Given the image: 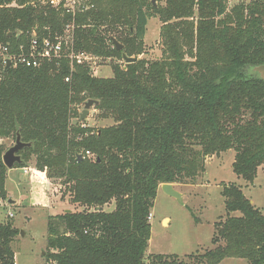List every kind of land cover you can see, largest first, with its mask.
Segmentation results:
<instances>
[{
    "label": "trees",
    "instance_id": "trees-1",
    "mask_svg": "<svg viewBox=\"0 0 264 264\" xmlns=\"http://www.w3.org/2000/svg\"><path fill=\"white\" fill-rule=\"evenodd\" d=\"M51 1L0 0V41L61 36L76 53L123 59V52L136 53L132 44L144 45L152 16L166 23L161 57L116 65L111 77L68 58L3 70L0 141L16 140L20 132L32 142L19 152L24 163L35 157L37 173L60 180L62 197L68 191L78 208L49 217L45 263L221 264L241 258L264 264V213L236 183L222 188L226 213L214 224L213 248L186 257L148 254L149 216L162 184L197 180L207 157L229 150L236 153L234 172L247 183L264 170V79L253 70L264 64V0L231 10L228 0H166L163 7L148 0H82L74 11L68 0ZM91 98L112 124L96 129L74 122L79 104ZM7 150L1 141L4 200ZM8 218L0 222V264H16L12 243L20 230Z\"/></svg>",
    "mask_w": 264,
    "mask_h": 264
},
{
    "label": "rangeland",
    "instance_id": "rangeland-1",
    "mask_svg": "<svg viewBox=\"0 0 264 264\" xmlns=\"http://www.w3.org/2000/svg\"><path fill=\"white\" fill-rule=\"evenodd\" d=\"M251 1L228 0V8L231 10L238 3ZM150 3H154L153 0L147 1V4ZM75 4L77 9L82 6V0H77ZM155 5L163 7L166 0H155ZM95 7L96 5H92L86 9ZM164 23L166 22L162 21L159 14L149 19L145 43L143 46L132 44V49L136 52L132 57L152 59L163 55L160 32ZM143 50L148 51V54L137 53ZM89 65L94 75L111 77L114 75V66L123 68L125 61L119 56H93ZM79 106L81 113L84 103ZM74 122H85L96 129L113 123L110 118L99 116V110L95 109V106L90 109L85 120L80 121L78 118ZM1 141L7 149L15 144V140L10 138ZM235 154L234 150H229L220 155L209 156L203 176L187 184H175L183 193L182 200L166 194L163 190L158 191L150 218L151 238L148 254H177L186 257L213 248L214 224L226 213L224 197L221 195L224 185H241L246 196L264 213V170L262 167L259 169L254 183H247L234 172ZM24 164L27 168L35 169V157L22 165ZM5 177L8 203L3 206L0 201V222L9 220V212L14 213L12 221L20 230V234L12 243L17 264H46L49 217L61 215L67 209L78 208L69 201L68 191L66 196L62 197L65 188L60 180L52 181L37 171L26 174L21 167L9 170ZM164 218L169 219L164 221ZM221 264H247V261L241 258H226Z\"/></svg>",
    "mask_w": 264,
    "mask_h": 264
},
{
    "label": "built area",
    "instance_id": "built-area-1",
    "mask_svg": "<svg viewBox=\"0 0 264 264\" xmlns=\"http://www.w3.org/2000/svg\"><path fill=\"white\" fill-rule=\"evenodd\" d=\"M77 0H68L66 5L75 10ZM52 4L57 5L60 0H52ZM72 10V9H71ZM74 25H67L66 31L72 32ZM64 58H68L71 64H91L93 57L85 53H76L72 48H68L66 41L63 37L59 36L56 39L50 37H40L36 33L31 34L28 43L12 44L11 42L0 41V77L2 72L8 66V61L11 62L10 66H25L30 68H39L44 62L52 60L60 61ZM66 81H70V77L66 78ZM90 154V151H86ZM24 173L30 174L35 169L24 168ZM0 201L3 206L8 203L4 200L0 192ZM8 217H14L13 212H9ZM152 217L150 214L149 218Z\"/></svg>",
    "mask_w": 264,
    "mask_h": 264
},
{
    "label": "water",
    "instance_id": "water-1",
    "mask_svg": "<svg viewBox=\"0 0 264 264\" xmlns=\"http://www.w3.org/2000/svg\"><path fill=\"white\" fill-rule=\"evenodd\" d=\"M154 4H155V0H153ZM21 32H18V34H20ZM9 36H12V33L9 34ZM113 44L116 48L117 51H123L124 49V44L121 43L118 39L113 38L112 39ZM122 58L125 61V63H134L136 61H138V57H132V56H128L125 52L122 53ZM11 62L8 61V67H10ZM255 72L259 73L261 78L264 79V64L258 65L256 67H254L253 69ZM100 103L99 100L97 99H88L85 103H84V108L80 113L79 116V120L83 121L87 118V116L90 113V109L93 106H97ZM33 144L32 142H24L22 140V136L20 134V132L17 133V137L15 140V144L13 146H11L3 155V162L4 164L7 166L8 169H13L16 164H23L24 160L22 158V155L19 153L21 150L31 147ZM79 159H82L83 156L82 154H79ZM162 190L172 196L175 197L179 200L183 199V193L179 190H177L174 187V184L172 183H164L161 186ZM66 212H70V209H67ZM166 221V220H165ZM22 234L25 236L26 234L24 232H22Z\"/></svg>",
    "mask_w": 264,
    "mask_h": 264
},
{
    "label": "crops",
    "instance_id": "crops-1",
    "mask_svg": "<svg viewBox=\"0 0 264 264\" xmlns=\"http://www.w3.org/2000/svg\"><path fill=\"white\" fill-rule=\"evenodd\" d=\"M174 187H175L177 190L180 191V189H179V187H178L177 185L174 184ZM160 190H162L161 187H160V189H159L158 191H160ZM166 219H169V218H164V221H165ZM15 262H16V264H17L16 257H15Z\"/></svg>",
    "mask_w": 264,
    "mask_h": 264
},
{
    "label": "bare ground",
    "instance_id": "bare-ground-1",
    "mask_svg": "<svg viewBox=\"0 0 264 264\" xmlns=\"http://www.w3.org/2000/svg\"><path fill=\"white\" fill-rule=\"evenodd\" d=\"M7 68H8V67H7ZM79 116H80V115H79ZM24 168H27V167H24ZM24 168H23V169H24ZM33 169H34V168H33ZM9 170H10V169H9ZM35 171H36V169H35ZM161 186H162V185H161Z\"/></svg>",
    "mask_w": 264,
    "mask_h": 264
}]
</instances>
